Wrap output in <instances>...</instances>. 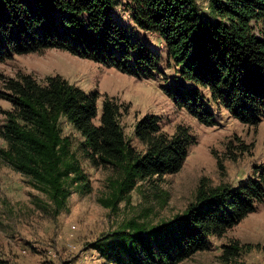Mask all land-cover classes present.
Returning <instances> with one entry per match:
<instances>
[{"label": "trees", "instance_id": "obj_1", "mask_svg": "<svg viewBox=\"0 0 264 264\" xmlns=\"http://www.w3.org/2000/svg\"><path fill=\"white\" fill-rule=\"evenodd\" d=\"M128 0L133 22L157 34L165 55L133 37L115 18L114 0H0V63L16 55L61 49L138 78L165 75L166 95L200 123H218L224 108L243 124L264 120V0ZM166 63L171 77L160 70ZM0 98V166L24 175L40 192L36 205L59 215L68 209L73 191H93L81 159L108 172L98 201L116 211L147 182L181 170L197 136L179 125L166 132L156 114L135 124L144 148L128 140L120 123L124 104L86 92L60 74L43 82L31 73L3 77ZM125 110V108H124ZM81 140L65 135L61 120ZM244 150V149H243ZM264 204V173L237 186L213 184L202 177L194 200L172 219L152 225L128 221L97 238L102 264H178L209 247L210 236H222ZM240 242L226 245L222 258L238 254Z\"/></svg>", "mask_w": 264, "mask_h": 264}, {"label": "rangeland", "instance_id": "obj_2", "mask_svg": "<svg viewBox=\"0 0 264 264\" xmlns=\"http://www.w3.org/2000/svg\"><path fill=\"white\" fill-rule=\"evenodd\" d=\"M200 4L207 13L208 3L201 0ZM112 11L133 37L165 55L160 37L141 30L133 22L128 0H114ZM160 70L169 77L173 74L165 62ZM19 72L31 73L41 82L47 76L60 74L88 93L98 91L96 124L104 95L117 97L124 104L120 123L128 140L138 150L144 146L135 136V124L149 113L158 115L163 129L170 134L179 125L189 127L197 136V143L191 146L179 172L145 183L140 190L132 192L129 201L121 202L116 211L98 201L105 190L108 172L94 167L88 160L81 159V164L93 191L88 194L73 191L68 209L57 216L45 213L36 205L35 199L40 192L24 175L2 164L0 264H102L104 260L99 252L91 248L97 238L131 220L156 225L172 219L194 200L202 177L213 184L237 186L264 173V120L257 126L243 124L221 108L217 112L216 125L202 124L166 95L164 87L169 83L161 73L154 78H138L52 48L41 53L16 55L0 63V89L2 76L15 77ZM10 108L11 104L0 98V127L5 120L3 111ZM61 125L65 135L81 140L80 134L64 118ZM0 145H5L1 138ZM233 240L240 242L241 249L225 260L222 258L224 248ZM178 264H264V204L224 235L210 236L207 250Z\"/></svg>", "mask_w": 264, "mask_h": 264}]
</instances>
